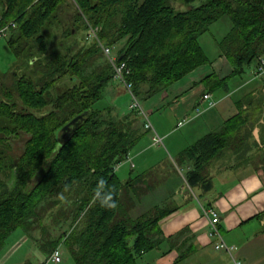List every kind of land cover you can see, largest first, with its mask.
<instances>
[{
	"label": "trees",
	"instance_id": "1",
	"mask_svg": "<svg viewBox=\"0 0 264 264\" xmlns=\"http://www.w3.org/2000/svg\"><path fill=\"white\" fill-rule=\"evenodd\" d=\"M224 17L232 27L217 43L233 71L206 77L209 92L226 89L263 59L264 0H0V28L16 24L10 45L19 69L0 75V253L14 232L42 225L45 212L61 203L51 197L71 194L72 217L66 206L62 214L72 218L70 229L42 246L49 256L64 245L75 264H139L160 245V223L176 208L130 214L129 193H137L138 182H122L116 167L141 139L139 120L146 121L133 110L117 117L112 106H97L114 80L99 40L115 49L117 63L126 62L134 93L144 100L211 64L199 38ZM93 27L101 30L89 40ZM263 97L262 91L238 101L235 116L181 152L179 162L192 163L190 186L211 191L208 165L229 148L239 155L249 147ZM85 112L62 142L63 127ZM23 134L29 139L15 157L2 138Z\"/></svg>",
	"mask_w": 264,
	"mask_h": 264
},
{
	"label": "crops",
	"instance_id": "2",
	"mask_svg": "<svg viewBox=\"0 0 264 264\" xmlns=\"http://www.w3.org/2000/svg\"><path fill=\"white\" fill-rule=\"evenodd\" d=\"M57 31L52 30V34L57 35ZM262 58L264 60V56ZM257 64L247 67L245 74L233 77L226 89L209 92L203 83L206 77L216 73L222 79L233 71L219 51L211 64L194 70L164 91L144 99L149 119L156 116L153 122L150 121L164 138V145H154L153 132L145 131L144 122L139 120L141 139L130 152L129 159L118 164L117 175L124 183L130 180L134 184L138 182L134 191L143 194L155 190L147 178L148 170L175 162L180 167L185 166L186 171L184 183L177 180L167 184L169 188L162 203L176 210L160 223L163 241L140 257L139 264H264V143L256 148L252 146L254 141L250 137L249 147L244 152L237 155L229 148L214 159L206 169L213 184L209 192H205L202 186H190L186 174L193 168L192 163L179 162L184 149L204 135L220 129L238 113V101H244L252 93L264 92V75L258 78L254 75ZM105 93L109 100L106 105L112 106L115 116L131 113L129 104L126 111L122 109L124 100L120 95L124 94L130 103V94L122 85L113 80ZM207 93L216 102L213 108H208L209 99L203 98ZM197 109L205 112L197 115ZM261 118L263 120L264 115ZM182 120L186 123L180 128L186 127L189 135L183 140L175 139L180 129L177 124ZM259 129L258 125L253 138L259 137ZM261 132L264 135L263 128ZM210 208L219 215L218 226L223 240L236 248L233 254L225 249L217 250V240L209 237L211 217L206 211ZM58 231L55 239L69 230ZM62 250L64 255H68L64 245Z\"/></svg>",
	"mask_w": 264,
	"mask_h": 264
},
{
	"label": "rangeland",
	"instance_id": "3",
	"mask_svg": "<svg viewBox=\"0 0 264 264\" xmlns=\"http://www.w3.org/2000/svg\"><path fill=\"white\" fill-rule=\"evenodd\" d=\"M231 27H232V23L230 19L224 17L218 20L217 22L213 23L209 27V30L200 36L199 38L200 43L203 49L206 51L209 58L211 59V61H214L218 57L219 46L217 42L219 40H222L224 36H226V34L231 29ZM11 38H12V30L8 31L6 36L0 38V75H4V74L9 75L15 69L13 68V65L16 63V57L10 45ZM117 46L118 48H120L119 45ZM201 67L203 66H200L195 70ZM7 81L10 83L12 81V77H10L9 79L7 78ZM65 84L66 83H63V86ZM262 94H256V96L257 95L262 96ZM105 95L106 93L104 92L103 99L97 105L98 107L104 106L107 104V102H109V100L106 98ZM120 96H122L121 98L124 100L123 102L124 106L122 105L123 106L122 109L126 111L128 106L127 104H129L128 98H126L124 94ZM140 100L143 107L147 111L148 109L147 106L144 104V100H142L141 98ZM129 102H130V95H129ZM154 117L156 116L150 117V120L152 122L154 120ZM260 122L261 123L258 124L261 134H259V137L258 135H256L254 138H252L253 139L252 141L254 142L257 141L258 144L264 141V135H262L261 132L262 128L264 131V119L262 120L261 118ZM256 127H258V125H256ZM176 135L177 136H174L175 139L179 138L180 140H183L184 137H188L189 133L188 131H186V127L185 128L182 127L179 129ZM28 139H29V135L26 134L18 135V136L6 135L3 136L2 141L7 142L8 145L12 147L11 148L12 155L16 157L21 153L22 147H24L25 142ZM158 168L159 169L154 168L153 170L147 171L148 172L147 178L149 179V182L152 184L153 188L155 189L153 192H147L140 195L135 192L129 193L131 195L130 214L133 218H137L142 214L150 211L151 209L155 208L156 205L157 206L159 205L160 207L168 206L167 204L163 205L162 203L163 200L166 198L165 192L169 188L166 187L167 184H173V182L177 180L180 183L184 181V173L186 171L185 166L180 167L175 162H171V163H165L164 167L163 165H161ZM38 178L39 177L34 179L33 182H36ZM179 188H181V185ZM72 195L73 194H71L70 200H68L63 196L51 197L50 199L52 201H57L60 199L61 203L56 207L49 209V211L45 212L43 216L44 218L41 223L42 225L36 227V230L29 233H25L22 230H18L14 232L8 239L6 247L0 253V264H41V262H43V264H53L46 261L48 260L49 254L45 253L42 246L46 242L55 239L56 238L55 233H57L58 230L61 231L63 229L66 230L70 229L72 218L67 219L62 214H64L65 211L63 210V208L66 206L67 207L66 213H68V215H71L72 217V210L74 208V200H75V198ZM58 218L60 219L58 220ZM62 220H64L62 223L57 224L58 221H62ZM47 233H50V236H48L49 234ZM59 264H75V262L71 257V255L68 253V255L63 254L62 263Z\"/></svg>",
	"mask_w": 264,
	"mask_h": 264
},
{
	"label": "built area",
	"instance_id": "4",
	"mask_svg": "<svg viewBox=\"0 0 264 264\" xmlns=\"http://www.w3.org/2000/svg\"><path fill=\"white\" fill-rule=\"evenodd\" d=\"M16 27L15 23H11L10 25L0 28V38L6 36L7 32L14 29ZM100 27H93L90 29L88 39L94 40L98 39V33L100 31ZM99 45L103 51V54L105 58L108 60V62L112 65L114 69V81L118 82L120 85H122L130 94L131 100L129 104L130 110L135 111L136 113L140 114L145 118V129L150 130L153 132V144L156 146H163L164 145V138L161 137L154 129L149 116L147 114L146 109L143 107L140 98L134 93L133 89V83L128 80V77L131 74V71L127 67L126 62L117 63V53L113 47L104 45L99 40ZM255 77H262L264 75V60L262 59L257 67V69L254 71ZM204 99H209V105L208 108H213L216 106V102L211 99V96L207 93L203 96ZM205 112L203 109H197V115H202ZM186 120L179 121L177 124V128H180L181 126L185 125ZM129 159V157L127 158ZM206 214L210 218V231H209V237L214 238L217 240V243L215 245V248L217 250H226L229 254H233L236 250L235 247L229 246L225 243L223 240V237L221 235L220 229H219V215L217 211L213 208H210L206 211ZM63 257V251L61 247L56 248L48 257L47 262L53 263V264H59L62 261ZM237 264H241L238 262Z\"/></svg>",
	"mask_w": 264,
	"mask_h": 264
},
{
	"label": "water",
	"instance_id": "5",
	"mask_svg": "<svg viewBox=\"0 0 264 264\" xmlns=\"http://www.w3.org/2000/svg\"><path fill=\"white\" fill-rule=\"evenodd\" d=\"M87 115V112L75 117L72 121H70L67 125H65L62 129V136L60 140L65 142L69 140L74 131L79 127L80 123L83 121L84 117Z\"/></svg>",
	"mask_w": 264,
	"mask_h": 264
},
{
	"label": "flooded vegetation",
	"instance_id": "6",
	"mask_svg": "<svg viewBox=\"0 0 264 264\" xmlns=\"http://www.w3.org/2000/svg\"><path fill=\"white\" fill-rule=\"evenodd\" d=\"M15 70H19V69H18V67H17V68H15ZM10 77H12V75H10Z\"/></svg>",
	"mask_w": 264,
	"mask_h": 264
},
{
	"label": "bare ground",
	"instance_id": "7",
	"mask_svg": "<svg viewBox=\"0 0 264 264\" xmlns=\"http://www.w3.org/2000/svg\"><path fill=\"white\" fill-rule=\"evenodd\" d=\"M94 25V24H93ZM102 39V38H101ZM104 42V41H103Z\"/></svg>",
	"mask_w": 264,
	"mask_h": 264
}]
</instances>
